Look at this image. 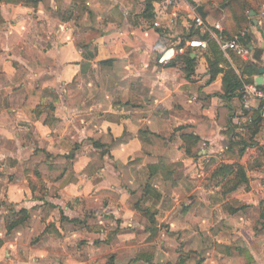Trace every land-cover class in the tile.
<instances>
[{"label": "crops", "instance_id": "1", "mask_svg": "<svg viewBox=\"0 0 264 264\" xmlns=\"http://www.w3.org/2000/svg\"><path fill=\"white\" fill-rule=\"evenodd\" d=\"M28 1L0 2V264H264V116L252 132L245 90L225 99L208 50L187 47L224 15L204 0ZM255 14L242 60L256 70ZM239 165L247 183L214 176Z\"/></svg>", "mask_w": 264, "mask_h": 264}, {"label": "trees", "instance_id": "2", "mask_svg": "<svg viewBox=\"0 0 264 264\" xmlns=\"http://www.w3.org/2000/svg\"><path fill=\"white\" fill-rule=\"evenodd\" d=\"M75 4L78 7L79 14L84 9H87V0H74ZM0 2H7L9 4L13 5H34L37 6V1L34 3H31L28 0H0ZM217 0H204V7L205 9H212L216 3ZM151 3L147 6V11H145L146 18L152 19L151 15V7L149 6ZM244 4V3H243ZM243 4L240 0H221L220 8L221 12L223 13L225 17V23L222 34L228 39V40H237L240 41L242 38V28L245 27L247 24L251 25L252 22L248 23L249 18L246 15V17L243 14H239V8L243 11L245 8H243ZM224 6V7H223ZM249 15L253 11V9L249 8ZM255 12V11H253ZM205 19V18H204ZM1 21V20H0ZM252 21V20H251ZM198 35L197 32H194L190 35L189 38ZM208 64H209V72L211 75V80L215 79L218 75L223 74V88H224V95L223 97L227 99L228 101H231L235 97L242 98L243 91L245 88V85L253 84L254 81L251 79H245L244 75L253 76L257 72L255 69H253L252 66L248 65L246 62L242 61L239 57H237L236 53L230 51L228 53L231 60L236 62V65L241 64L245 67V72H243L242 79L241 77L236 73L235 69L233 68L230 61L225 57L223 52L220 50L219 46L214 40H211L209 43V49H208ZM186 61L188 65L190 66V70H193L195 65V60L191 58L190 53L186 54ZM258 110V109H257ZM261 109L259 108V112L257 111L256 119L254 120V123L251 124L250 130L253 132L254 129L257 127L258 121L261 120ZM187 142H191L192 140L200 141L199 138L195 136H188L184 137ZM186 153L188 155H191L190 150H187ZM222 175L223 177H232L231 179V185L234 187H237L243 183L248 182L247 177V171L246 168L243 166H238L236 169L229 168L227 166H222V168H219L215 172V177ZM148 191V189H147ZM24 213V212H22ZM18 215H21L20 213ZM21 218H26V216L23 214ZM152 221H154V217L151 218ZM22 221V219H21ZM19 219L13 221L12 224H8L7 228L10 232L13 228H15L19 223L21 222ZM261 226H264V213L262 214L261 218ZM2 242L0 241V244Z\"/></svg>", "mask_w": 264, "mask_h": 264}, {"label": "built area", "instance_id": "3", "mask_svg": "<svg viewBox=\"0 0 264 264\" xmlns=\"http://www.w3.org/2000/svg\"><path fill=\"white\" fill-rule=\"evenodd\" d=\"M172 3V2H171ZM196 24L198 26L204 27V20L200 15H197L195 18ZM153 28L164 29L163 23L161 22V14L159 11L154 12V20L150 23ZM166 29V28H165ZM219 30V34H214L210 32L209 38L205 36H198L188 41L187 47L191 49L201 50L202 52H206L209 49V43L211 40H214L219 46L220 50L223 52L225 56L228 55L230 51L236 53L240 58L244 61H251L253 59V52L245 47L241 41L237 40H228L223 34V29L221 27H217ZM185 48L181 47L179 49L180 52H184ZM245 96L244 101L246 102V109L252 110V102L251 100L258 101V105L261 108V113L264 116V82L261 87H259L256 83L245 86ZM206 148V145L204 144Z\"/></svg>", "mask_w": 264, "mask_h": 264}, {"label": "rangeland", "instance_id": "4", "mask_svg": "<svg viewBox=\"0 0 264 264\" xmlns=\"http://www.w3.org/2000/svg\"><path fill=\"white\" fill-rule=\"evenodd\" d=\"M241 3L243 4V8H245L243 11L239 8V14H243L245 17L246 15L248 16L249 18V21L248 23L252 22L251 20H253L254 18H257L256 14L252 17H250L249 15V8L253 9V11H255L258 15H261V20L263 22V31H264V0H240ZM217 4H215V6L211 9V11L214 12V15L216 16L217 19H222L221 18V8H220V4H221V0H217L216 2ZM261 12H263L261 14ZM252 29V26L247 24L245 27L242 28V31H241V34L245 33V34H248V30ZM198 37V36H197ZM239 57V56H237ZM240 58V57H239ZM242 60V58H240ZM253 60V59H252ZM251 60V61H252ZM243 61V60H242ZM251 104L253 106H255V108H257L258 112H259V105H258V101L256 100H251ZM254 109V107H252V110ZM261 109V108H260ZM256 168L260 169V170H263L264 171V163L263 164H259L258 166H256Z\"/></svg>", "mask_w": 264, "mask_h": 264}, {"label": "water", "instance_id": "5", "mask_svg": "<svg viewBox=\"0 0 264 264\" xmlns=\"http://www.w3.org/2000/svg\"><path fill=\"white\" fill-rule=\"evenodd\" d=\"M198 12L199 14L204 18L205 17V14L203 13V8L202 7H199L198 8ZM251 16L254 15V12H251L250 14ZM241 43L245 46V47H248L251 43V40L249 38L248 35H245L244 37H242L240 39ZM250 49L253 51L254 50V47H250ZM261 55V52H257L256 53V58H259ZM257 70V73H258V77L256 78V84L261 87L263 85V82H264V68H256Z\"/></svg>", "mask_w": 264, "mask_h": 264}]
</instances>
